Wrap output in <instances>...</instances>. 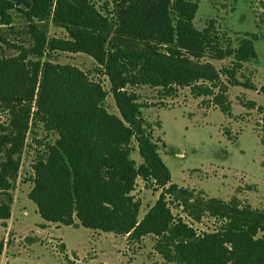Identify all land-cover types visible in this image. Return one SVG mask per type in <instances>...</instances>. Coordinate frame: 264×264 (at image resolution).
I'll return each instance as SVG.
<instances>
[{
    "label": "trees",
    "instance_id": "1",
    "mask_svg": "<svg viewBox=\"0 0 264 264\" xmlns=\"http://www.w3.org/2000/svg\"><path fill=\"white\" fill-rule=\"evenodd\" d=\"M18 5L28 23L24 31L27 45L18 47V56L0 54V102L31 103L36 96L34 118L58 136L44 158L32 166L27 197L39 216L58 224L127 234L133 239L152 234L154 250L177 264H264V234L258 235L264 233L263 211L211 198L226 207L225 214L221 213L226 221L218 229L201 234L171 212L165 194L174 188L188 190L170 182V171L158 153V142H162L153 136L159 121L153 123L143 117L137 94L126 90L127 86L147 84L173 97L177 88L188 86L193 96H210L216 107L232 115L227 84L221 75L227 83L264 94V83L256 87L249 79L236 77L242 63L257 56L255 35L235 47L223 46L209 25L194 27L197 1L117 0L116 33L142 43L144 50L107 41L100 32L92 47L86 49L79 45L93 24L70 0H0V24L10 26L9 11ZM49 17L64 27L72 40L49 38L40 24ZM85 49L102 66L108 90L76 66L49 60L54 51ZM204 56L232 60L230 66L216 70L207 61L199 63ZM108 93L118 114L104 105ZM240 105L256 107L264 129V105H256L253 100ZM29 115L28 107L12 122L9 132L0 135V151L4 154L0 193L6 194L8 202L12 200L9 190L17 177ZM135 147L142 158L138 165L130 155ZM138 177L154 181L155 191L162 188L140 219V200L131 194ZM4 211L0 218L9 217L8 205Z\"/></svg>",
    "mask_w": 264,
    "mask_h": 264
},
{
    "label": "rangeland",
    "instance_id": "2",
    "mask_svg": "<svg viewBox=\"0 0 264 264\" xmlns=\"http://www.w3.org/2000/svg\"><path fill=\"white\" fill-rule=\"evenodd\" d=\"M70 1L82 9L93 24L88 35H82L84 43L80 47H92L96 34L100 32L106 36L107 41L144 50L142 43L116 33L117 0ZM192 1L198 4L192 20L194 27L202 29L209 25L218 33L223 46L230 44L235 47L244 38L255 35L253 43L257 56L243 62L236 77L239 80L249 79L256 87L263 84L264 0ZM20 8L18 5L9 11L11 27L0 24V54L4 57L18 56V47L27 45L28 35L24 31L28 23ZM40 24L44 26L49 38L72 40L66 29L56 24L51 17ZM104 44L105 47L109 46ZM86 49L54 51L50 53L49 60L76 66L90 80L108 90L109 81L102 66ZM231 60V57L211 59L204 56L199 59V63L207 61L216 70H221L230 66ZM28 64L25 66L29 68ZM40 76L39 71L35 94ZM220 77L227 84L226 96L230 101L232 115L223 113L218 107L213 108L210 96H199V100L189 95L186 98V93L190 91L188 86L177 88V94L173 97L164 96L159 87L147 84L126 87L128 92L137 94L136 101L142 104L143 117L153 123H160L153 130V136L162 142H158V153L170 170L172 182L188 190L183 192L174 188L165 194V200L171 212L180 216L197 234L218 229L226 221L221 216V213L225 214L226 207L222 208L210 196L222 195L223 191L238 181L241 185H237L236 191L243 190L254 197V204L259 202L264 205V129L261 113L256 107L245 108L240 105V102L253 100L256 105L263 106L264 94L227 83L224 75ZM35 98L31 103L17 100L0 102V135L9 132L19 114L30 108L17 177L14 187L9 190L11 202L6 200L5 193H0V216L5 212L6 205L9 206V217L0 218V264H177L164 259L154 250L155 236L152 234L133 239L128 238L127 234L91 231L77 225L57 223L45 229V225L39 223V215H35L33 209L35 204L27 197L32 185V166L38 159L44 158L58 136L34 118ZM104 105L109 112L118 114L110 93L106 95ZM130 155L136 165L142 161L136 147ZM2 160L4 154L0 151V162ZM244 180L260 184L261 192H252L255 184ZM154 187V181L145 182L140 177L136 178L131 194L141 203L138 219L145 214L162 189L155 191ZM226 200L228 204H237L239 207L248 204L244 197L230 195ZM257 210L264 212V208L257 207Z\"/></svg>",
    "mask_w": 264,
    "mask_h": 264
},
{
    "label": "crops",
    "instance_id": "3",
    "mask_svg": "<svg viewBox=\"0 0 264 264\" xmlns=\"http://www.w3.org/2000/svg\"><path fill=\"white\" fill-rule=\"evenodd\" d=\"M180 91V90H179ZM187 96H186V98L188 97V95L189 96H193L191 93H190V91H188L187 93ZM176 98V97H175ZM198 98V100H199V96L197 97ZM212 106H213V108H216V106L214 105V104H211ZM230 109H231V105H230ZM232 114V113H231ZM228 137V136H227ZM229 138V137H228ZM179 156H182V153L180 154L179 153ZM162 159V158H161ZM163 161V160H162ZM164 162V161H163ZM166 165V164H165ZM169 169V168H168ZM170 171V170H169ZM222 175H224L225 176V174L224 173H222ZM245 181V180H244ZM170 182H172V180H171V173H170ZM246 183H252V184H255V189H253L252 190V192H254V193H260L261 192V189H260V187L262 188V186L260 185V184H258V183H255V182H247V181H245ZM172 183H174V182H172ZM237 185H241L240 183H239V181L238 182H236L234 185H231L230 187H228L227 188V191H223L222 192V195H219V196H210V195H208L204 190H202L204 193H206L208 196H210L211 198H214V199H218V200H221L222 202H225V203H229L227 200H226V197H229L230 195H233V196H235V197H239V198H241V197H244V198H246L247 199V205H249L251 208H253V209H257V207L258 208H264V205H261V204H259V202H257V203H255L254 204V197L252 198V197H250L249 195H247L246 193H244V191L242 190V192H238V191H236V188L238 187ZM179 187H184V186H179ZM184 188H186V187H184ZM193 188V187H192ZM254 196V195H253ZM210 198V199H211ZM233 201H235L234 199H233ZM153 204V203H152ZM151 204V205H152ZM150 205V206H151ZM33 209H34V213H35V215H39L38 213H37V211H36V206L35 207H33ZM39 220V223L40 224H43V225H45L44 226V228L45 229H49L50 228V224H57V223H55V222H50V221H46V220H44V219H42L40 216H39V218H38ZM78 226H81V225H78ZM51 227H55V226H51ZM56 229H59V228H56ZM89 229V228H88ZM89 230H91V231H98V230H93V229H89ZM68 246V245H67Z\"/></svg>",
    "mask_w": 264,
    "mask_h": 264
}]
</instances>
